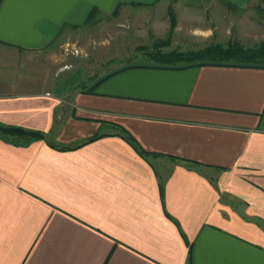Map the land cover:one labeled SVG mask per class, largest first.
<instances>
[{"label": "crops", "instance_id": "0c3cea01", "mask_svg": "<svg viewBox=\"0 0 264 264\" xmlns=\"http://www.w3.org/2000/svg\"><path fill=\"white\" fill-rule=\"evenodd\" d=\"M170 2L0 0V124L44 135L0 139V264H264V66H53L90 9L160 34Z\"/></svg>", "mask_w": 264, "mask_h": 264}, {"label": "rangeland", "instance_id": "374dc122", "mask_svg": "<svg viewBox=\"0 0 264 264\" xmlns=\"http://www.w3.org/2000/svg\"><path fill=\"white\" fill-rule=\"evenodd\" d=\"M175 5L180 13H186L171 33L166 29L154 34L140 13L126 14L125 19L120 14L95 13L56 37L50 49L53 66H68V70L79 66L85 73L93 75L95 71L106 72L131 62L154 61L158 52H185L210 43L226 45L233 41L253 47L264 40V17L258 10L262 6L259 0L243 7L208 0H172L168 4L172 12ZM189 26L207 28L212 35L211 41L194 45L202 36L197 34L199 29H194L195 34H189ZM177 63L182 62L173 64Z\"/></svg>", "mask_w": 264, "mask_h": 264}, {"label": "trees", "instance_id": "16d2710c", "mask_svg": "<svg viewBox=\"0 0 264 264\" xmlns=\"http://www.w3.org/2000/svg\"><path fill=\"white\" fill-rule=\"evenodd\" d=\"M262 4L258 8L264 17V0H259ZM97 9L92 8L86 15V19L92 17L97 13ZM169 28L168 33H171L174 25L175 18L170 7L167 9ZM155 60L161 64L173 65L174 62H182L188 64L200 63H215V64H236L242 66H264V40L260 41L253 47H244L236 41L221 45L219 43H210L202 48L189 51H170L168 53L158 52L154 55ZM119 131V136L126 141L136 153L145 159L146 156L151 155L143 150L135 139L122 127L114 125ZM100 137L95 134L87 141L94 140ZM0 139L7 141L14 145H26L34 140L44 139V135L39 131L26 130L20 127L5 126L0 124Z\"/></svg>", "mask_w": 264, "mask_h": 264}]
</instances>
